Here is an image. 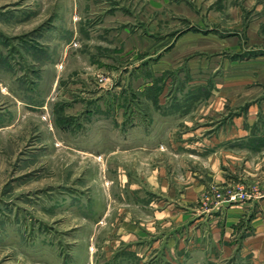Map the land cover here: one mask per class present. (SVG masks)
I'll list each match as a JSON object with an SVG mask.
<instances>
[{
    "label": "rangeland",
    "instance_id": "1",
    "mask_svg": "<svg viewBox=\"0 0 264 264\" xmlns=\"http://www.w3.org/2000/svg\"><path fill=\"white\" fill-rule=\"evenodd\" d=\"M214 103L263 110L264 0H0V264H211L141 208L153 169L183 162L121 139ZM229 190L257 191L206 198Z\"/></svg>",
    "mask_w": 264,
    "mask_h": 264
},
{
    "label": "crops",
    "instance_id": "2",
    "mask_svg": "<svg viewBox=\"0 0 264 264\" xmlns=\"http://www.w3.org/2000/svg\"><path fill=\"white\" fill-rule=\"evenodd\" d=\"M217 105L200 109L199 118L193 117L191 104L171 105L168 118L175 126L167 138L159 135L153 123L150 128L141 127L139 135L123 136L121 141L138 143L139 151L151 153L153 159L167 154L183 162L172 176L164 167L154 168L148 181L154 191L163 193H153L151 201L141 204L153 222L163 220L167 226V236L175 245L169 246L171 253L203 255V261L211 264L244 258L251 264H263L264 106L262 111L258 103L250 106L244 120L239 116L225 119ZM242 147L254 158L245 165V179L238 177L237 153ZM257 158L263 161L257 163ZM242 182L257 190L245 200L226 205L206 198L211 186L231 188Z\"/></svg>",
    "mask_w": 264,
    "mask_h": 264
},
{
    "label": "built area",
    "instance_id": "3",
    "mask_svg": "<svg viewBox=\"0 0 264 264\" xmlns=\"http://www.w3.org/2000/svg\"><path fill=\"white\" fill-rule=\"evenodd\" d=\"M216 197V196H215ZM248 194H243L242 192H235L233 190H229L226 194H217V200L219 204L233 205L241 200L247 199Z\"/></svg>",
    "mask_w": 264,
    "mask_h": 264
}]
</instances>
